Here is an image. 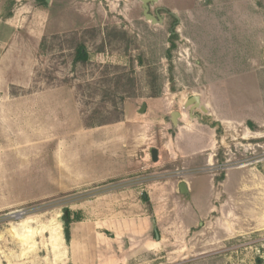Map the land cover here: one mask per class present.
Returning a JSON list of instances; mask_svg holds the SVG:
<instances>
[{
    "label": "rangeland",
    "instance_id": "374dc122",
    "mask_svg": "<svg viewBox=\"0 0 264 264\" xmlns=\"http://www.w3.org/2000/svg\"><path fill=\"white\" fill-rule=\"evenodd\" d=\"M148 6L0 0V264H264V0Z\"/></svg>",
    "mask_w": 264,
    "mask_h": 264
},
{
    "label": "water",
    "instance_id": "95a60500",
    "mask_svg": "<svg viewBox=\"0 0 264 264\" xmlns=\"http://www.w3.org/2000/svg\"><path fill=\"white\" fill-rule=\"evenodd\" d=\"M47 3L50 2V0H45ZM154 0H143L144 5H145V9L146 11L148 10V3L152 2ZM184 109L190 108V117L191 118H198L199 120H201V117L199 116H195L193 114V112L197 109L202 110L205 113H209V109L207 108V106L205 104L202 103V99L200 95H193L191 96V98H189L186 102L185 105L183 107ZM147 110V104H143L139 110L140 113L144 114ZM183 118V114L178 112V111H173L170 116H169V120L170 122L173 124V127L177 128L180 126V120ZM149 153H150V157H151V161L152 162H158L159 161V150L155 147H151L149 149ZM179 192L182 195L185 196H189L191 191L190 188L187 184V182L182 181L179 184ZM67 214V212L65 213Z\"/></svg>",
    "mask_w": 264,
    "mask_h": 264
},
{
    "label": "trees",
    "instance_id": "16d2710c",
    "mask_svg": "<svg viewBox=\"0 0 264 264\" xmlns=\"http://www.w3.org/2000/svg\"><path fill=\"white\" fill-rule=\"evenodd\" d=\"M87 60V54L83 48V46L77 49V56H76V61L77 62H85ZM250 125L252 128H255V126H253L254 124H252V122H250ZM64 233H65V239L67 243L71 242V227H70V220L68 219V221L65 223V227H64Z\"/></svg>",
    "mask_w": 264,
    "mask_h": 264
},
{
    "label": "crops",
    "instance_id": "0c3cea01",
    "mask_svg": "<svg viewBox=\"0 0 264 264\" xmlns=\"http://www.w3.org/2000/svg\"><path fill=\"white\" fill-rule=\"evenodd\" d=\"M15 12L16 11H14L13 9L10 11V13H9V15L8 16H6L4 19H1L0 18V22L2 23V22H4V23H6L7 25H13V24H15V23H17V20H16V18H17V16H16V14H15ZM15 15H14V14ZM16 17V18H15ZM11 55H12V53H11ZM10 71L11 70V67H5L4 69H2V73H3V76H5V74L7 73V71ZM159 159H160V154H159ZM180 184V183H179ZM191 189V188H190ZM137 234L138 235H140L141 233L140 232H137ZM144 235V234H143ZM158 238V237H157Z\"/></svg>",
    "mask_w": 264,
    "mask_h": 264
},
{
    "label": "bare ground",
    "instance_id": "6f19581e",
    "mask_svg": "<svg viewBox=\"0 0 264 264\" xmlns=\"http://www.w3.org/2000/svg\"><path fill=\"white\" fill-rule=\"evenodd\" d=\"M183 102H185V101H183ZM183 118H184V114H183Z\"/></svg>",
    "mask_w": 264,
    "mask_h": 264
}]
</instances>
